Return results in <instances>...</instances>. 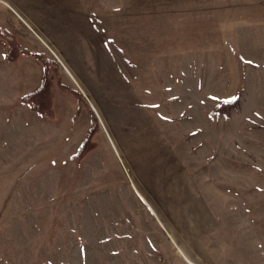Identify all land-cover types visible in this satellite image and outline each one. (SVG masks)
I'll return each instance as SVG.
<instances>
[{"label":"rangeland","instance_id":"rangeland-1","mask_svg":"<svg viewBox=\"0 0 264 264\" xmlns=\"http://www.w3.org/2000/svg\"><path fill=\"white\" fill-rule=\"evenodd\" d=\"M0 22L58 62L53 119L22 101L43 63L1 67L0 264H264V0H0Z\"/></svg>","mask_w":264,"mask_h":264},{"label":"trees","instance_id":"trees-1","mask_svg":"<svg viewBox=\"0 0 264 264\" xmlns=\"http://www.w3.org/2000/svg\"><path fill=\"white\" fill-rule=\"evenodd\" d=\"M0 44L7 47L6 59L9 61H17L21 55H29L37 58L43 63L44 74L43 79L38 88L25 94L22 97V101L30 106V108L37 112L38 114L53 119L55 117L54 109V92L53 88L55 86L54 76L57 73L58 62L55 59L48 58L45 53L30 51L26 46L22 45L16 36L7 29L0 27ZM59 83L65 88L60 80ZM72 90V89H71ZM77 94L78 98H82L80 94ZM81 100V99H80ZM228 103L227 101L219 104L214 109V113L220 115L224 112L226 116L229 115L227 110H224V106ZM93 117V127L87 132L78 153L75 157L79 160L85 158V156L96 148V143L93 142L92 138L99 130V120L95 112L91 109Z\"/></svg>","mask_w":264,"mask_h":264},{"label":"crops","instance_id":"crops-1","mask_svg":"<svg viewBox=\"0 0 264 264\" xmlns=\"http://www.w3.org/2000/svg\"><path fill=\"white\" fill-rule=\"evenodd\" d=\"M0 25H3V23H1L0 22ZM6 48H5V46H3V45H1L0 44V80L1 81H3L4 83H7L6 81H5V78L6 77H8L9 78V75L4 71V69H1V67L2 66H4V59H6ZM19 58H21V56L19 57ZM37 59V58H36ZM7 60V59H6ZM19 60V59H18ZM17 60V61H18ZM38 60V59H37ZM9 61V60H8ZM17 61H15V62H17ZM40 60H38V62H39ZM11 62V61H10ZM41 62V61H40ZM44 74V73H43ZM42 82V81H41ZM41 84V83H40ZM2 85H4V84H2ZM40 86V85H39ZM30 107V106H29ZM33 111V110H32ZM34 112V114L36 115V116H41L40 114H38L37 112H35V111H33ZM43 117V116H42ZM43 118H45V117H43ZM46 119H48V118H46Z\"/></svg>","mask_w":264,"mask_h":264}]
</instances>
